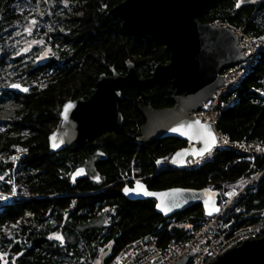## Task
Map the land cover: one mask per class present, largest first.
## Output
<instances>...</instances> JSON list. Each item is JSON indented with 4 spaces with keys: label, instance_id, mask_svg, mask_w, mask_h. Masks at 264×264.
<instances>
[{
    "label": "trees",
    "instance_id": "obj_1",
    "mask_svg": "<svg viewBox=\"0 0 264 264\" xmlns=\"http://www.w3.org/2000/svg\"><path fill=\"white\" fill-rule=\"evenodd\" d=\"M121 1L0 0V190L16 188L11 201L0 202V264H113L136 238L156 236L158 246L166 247L189 238L190 230L210 217L199 203L164 218L153 199L128 200L124 190L140 179L152 190L210 187L219 193L218 210L225 193L243 190L222 216V231L229 236L255 224L263 225L259 236L264 234V156L248 158L218 148L194 168H158L157 158L170 156L185 142L138 141L144 118L133 86L121 89L120 128L72 149L50 151L48 135L63 103L87 98L100 74L110 75L112 69L125 74L132 62L145 78L169 60L162 44L131 37L108 14ZM198 20L226 22L263 39L264 0H218ZM13 82L27 90L11 91ZM142 92L152 108L175 105L169 82ZM218 109L214 130L227 142L264 145V51L237 86L222 94ZM18 149L26 155L14 163ZM80 167L85 174L72 181Z\"/></svg>",
    "mask_w": 264,
    "mask_h": 264
},
{
    "label": "water",
    "instance_id": "obj_2",
    "mask_svg": "<svg viewBox=\"0 0 264 264\" xmlns=\"http://www.w3.org/2000/svg\"><path fill=\"white\" fill-rule=\"evenodd\" d=\"M217 1L123 0L114 5L108 14L120 20L122 31L133 38L149 37L162 44L169 53V60L157 64L145 78L137 75L132 62L126 64L125 74L114 69L110 75L100 74L87 98L63 103L56 127L48 135L50 151L72 149L91 141L102 131L120 128L123 117L118 103L122 98L121 89L127 85L135 87L140 94L137 103L144 118L137 138L140 143L167 138L185 142L184 147L170 155V168L184 169L188 157L197 159L216 149L217 137L211 121L202 120L196 112L203 104L210 103L216 89L226 85L220 73L248 58L241 53L230 28L198 20ZM165 82L170 84L175 105L159 109L145 105L146 95L142 91L149 85ZM9 89L25 92L27 87L14 82ZM11 158L14 159V155ZM84 174L85 168L80 167L70 179L74 181ZM126 189L124 196L128 200L153 199L154 210L164 218L196 203L201 204L209 216L218 211L219 193L210 187L152 190L140 179ZM193 252L172 264H188L187 256ZM193 264H206V260ZM209 264H264V234L233 243Z\"/></svg>",
    "mask_w": 264,
    "mask_h": 264
},
{
    "label": "built area",
    "instance_id": "obj_3",
    "mask_svg": "<svg viewBox=\"0 0 264 264\" xmlns=\"http://www.w3.org/2000/svg\"><path fill=\"white\" fill-rule=\"evenodd\" d=\"M218 27H228L232 30L238 41V46L244 57H248L243 63L236 67H229L222 71L221 79L226 85L219 87L215 91V96L211 98L210 103L203 104L201 109L196 112V115L202 120L209 119L214 128L215 120L219 115V103L222 94L232 90L238 84L239 79L250 71V68L255 63L256 59L264 51V38L252 39L244 33L240 27H231L226 22L212 24ZM218 148H232L237 153L244 155L248 158L264 156V145L256 140H240L237 142H227L224 137L215 131ZM216 149L211 150L201 157L188 158L185 169L194 168L201 163L210 159ZM156 166L158 168H170V158L165 155L156 159ZM256 181L253 180L250 185ZM1 192V191H0ZM3 196H8L11 201V196H16L14 187L12 192H1ZM243 190L236 193H225V200L217 213L208 219L201 222L196 229H191L187 225V229H191L192 236L177 241L175 244L165 248L157 246V238L149 236L148 238H136L126 244L114 259L113 264H172L181 260L186 254L187 258L193 263L203 262L204 258L213 261L219 252L226 250L233 243L238 244L246 237L259 236L260 230L263 225H249L241 227L232 232L231 235L226 236V232L222 231L226 225L222 222V216L229 209L231 204L240 196L243 195ZM11 198V199H10Z\"/></svg>",
    "mask_w": 264,
    "mask_h": 264
},
{
    "label": "rangeland",
    "instance_id": "obj_4",
    "mask_svg": "<svg viewBox=\"0 0 264 264\" xmlns=\"http://www.w3.org/2000/svg\"><path fill=\"white\" fill-rule=\"evenodd\" d=\"M33 43V41L31 40L30 42L28 41L27 42V45H31ZM46 58V52L45 53H43L38 59L40 60V61H42V60H44ZM14 83V82H13ZM12 84V83H11ZM20 154V157L18 158V160H15V159H12L11 158V161H13L14 163H18L22 158H24V156L26 155V152L24 151V150H22V149H18L17 150V152H16V154L14 155V157L15 156H17V155H19ZM0 179H2V177L0 176ZM1 191V190H0ZM12 192V191H11ZM14 192H15V194H16V188L14 187ZM14 196H11V198H13ZM10 198V199H11ZM8 200H9V197L8 196H3V194L0 192V202H2V203H5V202H8Z\"/></svg>",
    "mask_w": 264,
    "mask_h": 264
},
{
    "label": "bare ground",
    "instance_id": "obj_5",
    "mask_svg": "<svg viewBox=\"0 0 264 264\" xmlns=\"http://www.w3.org/2000/svg\"><path fill=\"white\" fill-rule=\"evenodd\" d=\"M211 25H212V24H211ZM221 73H222V72H221ZM221 73H220V75H221ZM218 143H219V140H217V144H218ZM216 150H217V148H216ZM206 154H207V153H206ZM240 155H241V154H240ZM242 156H244V155H242ZM19 157H20V154L17 155V156H15L14 159H15V160H18ZM169 158H170V156H169ZM188 158H190V157H188ZM188 158H187V160H188ZM186 165H187V161H186L185 166H186ZM210 217H211V216H210ZM187 225H189V224H186L185 228L187 227ZM186 229H187V228H186ZM191 236H192V232H191ZM191 236H190V237H191ZM155 237H156V236H155ZM190 237H189V238H190ZM156 238H157V237H156ZM243 240H244V239H243ZM241 241H242V240H241ZM241 241H240V242H241ZM240 242H239V243H240ZM156 244H157V241H156ZM174 244H175V243H174ZM170 245H173V244H170ZM170 245H168V246H170ZM157 246H158V244H157ZM168 246H166V247H168ZM158 247H160V248H165V247H161V246H158ZM227 249H228V248H227ZM210 262H211V261H210ZM210 262L207 261L206 264H209ZM188 264H193V262L189 260V261H188Z\"/></svg>",
    "mask_w": 264,
    "mask_h": 264
},
{
    "label": "snow or ice",
    "instance_id": "obj_6",
    "mask_svg": "<svg viewBox=\"0 0 264 264\" xmlns=\"http://www.w3.org/2000/svg\"><path fill=\"white\" fill-rule=\"evenodd\" d=\"M13 87H18V85H13ZM125 191H127V189ZM56 239H61V238L57 236Z\"/></svg>",
    "mask_w": 264,
    "mask_h": 264
}]
</instances>
